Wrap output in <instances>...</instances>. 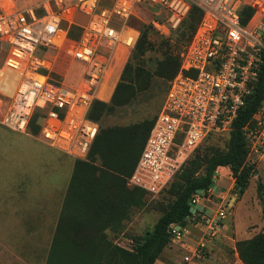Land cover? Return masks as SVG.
Returning a JSON list of instances; mask_svg holds the SVG:
<instances>
[{"label":"built area","instance_id":"1","mask_svg":"<svg viewBox=\"0 0 264 264\" xmlns=\"http://www.w3.org/2000/svg\"><path fill=\"white\" fill-rule=\"evenodd\" d=\"M244 4L257 7L246 25L239 12ZM193 5L201 9V19L180 52V70L128 177L129 186L158 197L201 145L214 136H229L233 120L246 106L264 60V0H112L107 5L101 0H38L20 8L14 0H0V51L8 46L1 70L14 69L11 73L18 76L12 100L0 97L1 120L28 131L38 112L42 138L85 156L98 132L89 110L111 60L128 58L137 44V12L152 13L149 24L168 36ZM62 55L83 66V79L74 88L52 75ZM244 130L247 161L255 164L264 153V100ZM202 196L196 194L191 203L200 204ZM193 214L205 222L204 238L182 264H202L196 260L209 242L205 236L219 232L226 216L222 208L213 216L205 206ZM184 232L185 226L172 224L171 240L181 239Z\"/></svg>","mask_w":264,"mask_h":264},{"label":"trees","instance_id":"2","mask_svg":"<svg viewBox=\"0 0 264 264\" xmlns=\"http://www.w3.org/2000/svg\"><path fill=\"white\" fill-rule=\"evenodd\" d=\"M110 3L111 1L104 2L101 0L102 5ZM256 11V6L244 4L239 11L242 24L246 25ZM189 14L190 21L186 26L188 29V42L193 37L201 19L202 11L199 7L193 5ZM139 31V40L120 76V81L111 102L107 103L94 99L88 113V118L98 124V132L92 140L91 146H89L90 149L84 161L90 164L97 163V165H100L98 167L101 172L110 170L115 172L124 171L128 176L132 174L157 115L148 123L144 134L142 133L132 143H130L132 141V129L129 125H106L103 123V118L110 112L115 111V108L126 106L136 100L141 92L149 87L154 78H168L171 81L180 70V53H173V49L170 48L169 37L160 36L150 24L141 23ZM70 35L77 36L74 30H71ZM154 35L160 36L158 44L152 39ZM178 43H181V38ZM164 47H166L165 52L158 56V51L160 52ZM147 52L149 56L145 59L144 56ZM56 72L52 74L53 77ZM168 88L169 85L166 92ZM263 100L264 60L260 66L254 90L248 97L246 106L231 124L225 148L211 146L203 153H197L182 166L168 189L172 199L162 207V214L157 219L154 227L146 231L141 237L134 238L131 251L118 248L122 252V264H155L164 249L171 243V225L177 224L184 227L187 224V219L193 215L191 211L192 198L199 194V189H202L203 194L208 192L219 169L225 167L231 169L235 186L241 194L249 187L252 178L258 174V169L256 164H249L247 161L248 146L244 128L252 124L254 114ZM38 118L39 113L36 112L29 123V131L35 134L40 131ZM130 156L129 165L126 159H129ZM81 163H83V160L77 159L71 188H73L72 186L76 181L78 166ZM125 163L128 164L127 169H124ZM101 182L98 187H93L95 189H92V191L95 193L101 191L103 188H100ZM135 189L144 191L136 187ZM113 190L115 191V189ZM258 190L264 201V184L261 181L258 184ZM113 194L114 192L110 194V197ZM82 198L83 196L80 195L78 200H82ZM106 200H108L107 196H101L100 200L94 201L105 205ZM238 248L246 264H264V235L260 234L251 240L240 241L238 242Z\"/></svg>","mask_w":264,"mask_h":264},{"label":"crops","instance_id":"3","mask_svg":"<svg viewBox=\"0 0 264 264\" xmlns=\"http://www.w3.org/2000/svg\"><path fill=\"white\" fill-rule=\"evenodd\" d=\"M77 159L39 133L16 130L0 117V264H122L118 248L131 251L134 238L130 246L111 240L123 233L115 207L103 220L90 219L83 210L97 207L75 203L70 194ZM260 167L264 153L257 165L263 178ZM203 238L200 223L185 225L183 237L169 244L181 252L178 264ZM169 246L155 264H174L177 253Z\"/></svg>","mask_w":264,"mask_h":264},{"label":"rangeland","instance_id":"4","mask_svg":"<svg viewBox=\"0 0 264 264\" xmlns=\"http://www.w3.org/2000/svg\"><path fill=\"white\" fill-rule=\"evenodd\" d=\"M36 1L38 0H15L18 8ZM103 1L110 2L112 0ZM137 15L138 17L135 18L134 23L138 29L141 23L149 24L152 19V13L148 11L137 12ZM189 17L190 14L184 18V22H182L176 30L171 31L168 36H164L170 38V48L171 50L173 49V53L175 54L182 52L184 47L188 44V29L186 26L190 21ZM183 34H185L186 37L183 36ZM159 35L161 36L162 34L159 33ZM159 35L152 36L156 44H158L160 40ZM180 38L181 43H178ZM165 50L166 47L162 48L160 52L158 51V56L165 52ZM132 51L121 69L120 61L123 59V56H117L111 60L105 78L98 89L96 99L107 103L111 102L120 81V76L128 59L132 55ZM148 56L149 53L147 52L144 58L147 59ZM7 57L8 46L6 45L5 48L0 51L1 81L3 79L1 76V69L5 65ZM56 71L54 77L71 88L76 87L83 79L82 66L64 55L61 56ZM5 78L9 81L11 80L10 84L14 83L16 85L18 82V76L15 73L10 72L9 74L8 72ZM107 81L108 84L105 86ZM169 83L170 79L168 78H154L149 84V87L141 92L136 100L130 102L126 106L115 108V111L110 112L103 118V123L106 125H129L132 129V141L130 142L132 143L142 135V133L144 134L148 123L154 119L159 112ZM9 86L10 89L6 90L4 89L5 87L3 88L0 84V87H2L0 88L2 89L0 90V97H2L5 102H10L12 100L11 96L15 92V86L12 92L11 85ZM113 86L114 88L112 90ZM4 90L5 92L7 91L6 94H4ZM102 91H104L102 95L104 98L99 96V93ZM108 96H110V98ZM228 138L229 136L226 135L214 136L201 145L193 156L197 153H203L211 146L225 148ZM87 154L85 156H76L78 159L83 160V163L78 166L77 176L75 178L76 181L72 186L73 188H71L70 195H73L75 203H87L94 209L97 207V210H83L90 219L96 217L97 219L103 220L112 215V210L115 207L117 209L115 213L121 216V231L123 233L113 234L115 236H112L111 240L115 239V241L118 240L117 242L122 245L130 246L133 238L141 237L146 231L154 227L157 219L162 214V207L168 204L172 197L168 193V190L158 197H151L147 192L137 191L135 187L128 185L129 176L126 172H115L110 170L108 172H101L98 167L100 165H97V163L90 164L84 161ZM126 160L130 165L129 160H131V156ZM255 164L256 166L259 164V159H256ZM127 168L128 164L125 163L124 169ZM260 172L264 178L263 167H260ZM263 178L256 174L252 178L249 187L239 196L232 173H230L228 169H219L214 176L215 185L211 187L207 193H200L203 196L200 198L199 203L204 205L205 210H208L211 215L214 216L220 208L224 209L226 212L225 218L220 221L221 230L213 236H205L209 242L203 250L202 259L204 260V264H246L238 248V242L251 240L260 234L264 235V201L260 197L258 190L259 182L261 181L264 184ZM100 182V188H103L101 191L99 190L95 193L92 189L98 187ZM113 189H115V191ZM113 192V196L110 197V194ZM80 195L84 197V200H78ZM209 195L210 198H208ZM101 196H107L108 198L105 205L97 203L98 201L95 202L96 200H100ZM130 208L131 213L129 215L128 212ZM78 213L81 214V212ZM197 222H199L202 227H205L204 220L202 221L201 217L196 214H193L187 219V224H196ZM169 247L177 253L176 257H174V264H178V260L181 259V252L174 246Z\"/></svg>","mask_w":264,"mask_h":264},{"label":"bare ground","instance_id":"5","mask_svg":"<svg viewBox=\"0 0 264 264\" xmlns=\"http://www.w3.org/2000/svg\"><path fill=\"white\" fill-rule=\"evenodd\" d=\"M124 56V55H123ZM124 57H126V56H124ZM125 60V59H124ZM124 60H122V61H120V69L122 68L121 67V64H123V62H124ZM126 60H127V58H126ZM125 60V61H126ZM10 65H11V67L12 68H16V64L13 62V61H10ZM15 66V67H14ZM3 74H2V76H3V79H2V81L0 80V84L2 85H6L5 87L6 88H4V89H6V90H8V89H10V86L9 85H11V92L13 91V88H14V86H15V84L14 83H11L10 84V81L7 79V78H5V76L8 74V72H9V74H10V72H14V69H11V68H5L3 71ZM110 73V72H109ZM8 77V76H7ZM16 80V79H15ZM14 80V81H15ZM16 82V81H15ZM106 84H107V82L105 83V86H106ZM3 85H2V87H3ZM2 87H0V88H2ZM113 88V87H112ZM0 90H2V89H0ZM111 90V89H110ZM7 92V91H6ZM112 92V91H111ZM100 95V97H102V98H104L102 95H103V91L102 92H100L99 93Z\"/></svg>","mask_w":264,"mask_h":264},{"label":"water","instance_id":"6","mask_svg":"<svg viewBox=\"0 0 264 264\" xmlns=\"http://www.w3.org/2000/svg\"><path fill=\"white\" fill-rule=\"evenodd\" d=\"M214 185H215V182H213L211 184V187H213ZM198 193H202V189H199ZM240 195H241V192H239V196ZM197 209L203 210L204 209V205L198 204V203H191V211L194 213ZM206 211H208V210H206Z\"/></svg>","mask_w":264,"mask_h":264}]
</instances>
